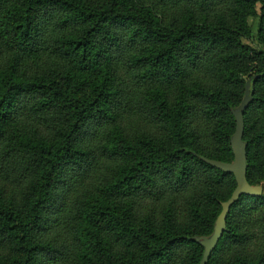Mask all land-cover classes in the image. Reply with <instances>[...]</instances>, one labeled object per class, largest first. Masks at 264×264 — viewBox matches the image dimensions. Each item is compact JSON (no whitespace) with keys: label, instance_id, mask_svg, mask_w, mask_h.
Wrapping results in <instances>:
<instances>
[{"label":"trees","instance_id":"obj_1","mask_svg":"<svg viewBox=\"0 0 264 264\" xmlns=\"http://www.w3.org/2000/svg\"><path fill=\"white\" fill-rule=\"evenodd\" d=\"M252 77L261 185L264 0H0V264H199L236 186L201 157L233 160ZM205 264H264V192Z\"/></svg>","mask_w":264,"mask_h":264},{"label":"water","instance_id":"obj_2","mask_svg":"<svg viewBox=\"0 0 264 264\" xmlns=\"http://www.w3.org/2000/svg\"><path fill=\"white\" fill-rule=\"evenodd\" d=\"M248 79L245 83V91L240 104L232 108V114L235 118V130L231 136L230 144L233 152V160L231 162H222L213 159L201 157L206 163L220 169L224 172L233 174L236 186L230 197L221 202V210L215 220L213 230L208 236H195L191 240L203 247V254L199 264H205L210 253L216 247L219 239L225 230V219L229 209L241 195L259 196L263 192L262 185H250L246 179V143L242 140L243 135V112L248 106L252 98L253 79Z\"/></svg>","mask_w":264,"mask_h":264},{"label":"rangeland","instance_id":"obj_3","mask_svg":"<svg viewBox=\"0 0 264 264\" xmlns=\"http://www.w3.org/2000/svg\"><path fill=\"white\" fill-rule=\"evenodd\" d=\"M259 4H257L256 6V11L259 15ZM258 17H254V18H249V22L251 24V28H252V36L249 39H244L243 41L246 44H249L250 46H252L253 48H258V43H257V38H256V32H257V23H258ZM263 187V192H264V182L261 184Z\"/></svg>","mask_w":264,"mask_h":264}]
</instances>
